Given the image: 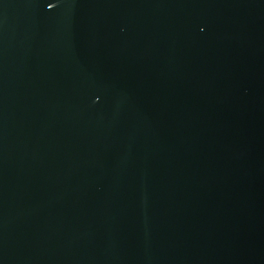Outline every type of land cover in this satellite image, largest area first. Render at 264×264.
<instances>
[{
  "label": "water",
  "instance_id": "obj_1",
  "mask_svg": "<svg viewBox=\"0 0 264 264\" xmlns=\"http://www.w3.org/2000/svg\"><path fill=\"white\" fill-rule=\"evenodd\" d=\"M0 264H264V0H0Z\"/></svg>",
  "mask_w": 264,
  "mask_h": 264
}]
</instances>
